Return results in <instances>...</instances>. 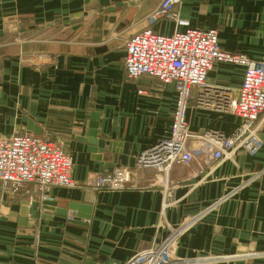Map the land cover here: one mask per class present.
Returning <instances> with one entry per match:
<instances>
[{"label":"crops","instance_id":"1","mask_svg":"<svg viewBox=\"0 0 264 264\" xmlns=\"http://www.w3.org/2000/svg\"><path fill=\"white\" fill-rule=\"evenodd\" d=\"M159 2L0 0V134L21 131L59 141L78 183L117 166L132 168L140 150L168 136L176 102L172 84L149 76L128 80L124 68L125 39ZM179 15L192 28H216L224 51L264 60V0H187ZM175 28L161 19L153 31ZM18 33L19 39L11 38ZM213 66L206 83L237 95L245 67ZM185 117L193 135H229L240 124L233 113L194 103ZM92 124L104 142L93 152L82 141ZM261 139L257 153L238 149L216 166L199 157L173 165L166 176L140 169L126 190L52 187L43 199L28 185L11 194L0 189V264H119L166 236L167 222L180 223L243 183L184 232L176 256L200 258L197 264H264V128ZM191 146L207 145L195 139ZM36 200L56 206L40 205L31 227ZM83 205L89 210L78 212ZM214 256L229 258L209 259Z\"/></svg>","mask_w":264,"mask_h":264},{"label":"built area","instance_id":"2","mask_svg":"<svg viewBox=\"0 0 264 264\" xmlns=\"http://www.w3.org/2000/svg\"><path fill=\"white\" fill-rule=\"evenodd\" d=\"M185 1L160 0L145 15L144 26L130 32L124 41V68L128 80L149 76L162 86L172 84L175 88L176 102L171 113L168 136L140 150L132 168L117 166L111 171L92 174L78 183L71 176V156L63 151L59 141L21 131L9 135L0 134V189L3 193L11 194L23 185L34 187L43 199L52 187H87L94 191L126 190L134 187L132 183L140 169L154 168L166 176L173 165L189 164L199 157L204 163L216 166L223 160H232L238 149L248 154H255L261 149V132L264 128V60L253 61L240 54L224 51L220 47L216 28L203 30L190 27L189 21L179 15V6ZM161 19L175 24L176 28L171 34L153 31V26ZM216 62L238 63L245 67L237 95L232 96L227 89L206 83L207 75ZM138 92L145 93L143 90ZM190 103L233 113L240 118V124L229 135L218 130L193 135L188 130L185 117ZM195 139L207 145L202 148L203 151L191 146ZM256 175L253 173L251 178ZM245 184L223 194L199 213L184 218L176 225L167 222L166 236L119 264L199 263L200 258L179 259L176 256L179 239L201 220L205 212L228 200ZM227 258L214 256L209 259L218 261Z\"/></svg>","mask_w":264,"mask_h":264},{"label":"water","instance_id":"3","mask_svg":"<svg viewBox=\"0 0 264 264\" xmlns=\"http://www.w3.org/2000/svg\"><path fill=\"white\" fill-rule=\"evenodd\" d=\"M90 128H91V130L88 132L87 138H82V141L88 143L89 150L93 152L95 147H103L104 142L102 140H99V139L97 140V136H96V132H95L97 125L92 124ZM31 205H32L31 212H30V219H31L30 221L31 222H29V225L31 227L34 224L33 218H35V216L37 214L38 207L40 205H42L43 208H47V209H50V207H52V206H56V204L54 202L49 201V200H44V201H40V202L36 200V201H33V203ZM77 209H78L77 210L78 212L83 211V210H85V211L89 210L88 206H84V205L77 207ZM22 213H25V208L22 209ZM23 215H25V214H23ZM77 216H80V215L77 214ZM20 221L24 223V219H21Z\"/></svg>","mask_w":264,"mask_h":264},{"label":"rangeland","instance_id":"4","mask_svg":"<svg viewBox=\"0 0 264 264\" xmlns=\"http://www.w3.org/2000/svg\"><path fill=\"white\" fill-rule=\"evenodd\" d=\"M13 37H17V39H19L20 38V34L18 33V34H15V35H12V37L11 38H13Z\"/></svg>","mask_w":264,"mask_h":264}]
</instances>
